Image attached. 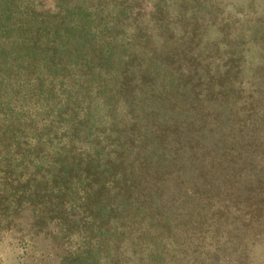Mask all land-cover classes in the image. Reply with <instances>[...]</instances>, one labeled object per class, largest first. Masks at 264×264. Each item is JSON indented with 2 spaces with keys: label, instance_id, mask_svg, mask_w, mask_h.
<instances>
[{
  "label": "trees",
  "instance_id": "obj_1",
  "mask_svg": "<svg viewBox=\"0 0 264 264\" xmlns=\"http://www.w3.org/2000/svg\"><path fill=\"white\" fill-rule=\"evenodd\" d=\"M10 40L34 105L0 100V222L29 210L27 232L67 240L61 264H247L241 222L264 216L254 0H0V59Z\"/></svg>",
  "mask_w": 264,
  "mask_h": 264
},
{
  "label": "rangeland",
  "instance_id": "obj_2",
  "mask_svg": "<svg viewBox=\"0 0 264 264\" xmlns=\"http://www.w3.org/2000/svg\"><path fill=\"white\" fill-rule=\"evenodd\" d=\"M248 1L226 0V2L233 4H246ZM254 8L257 12H264V0H254ZM19 43L21 42L10 40V43L6 47L5 57L0 59V100L8 101L15 107L24 106L27 103L29 108L34 105V102L29 98L30 93H28L31 87L30 85L32 84V70L29 69L31 71L28 72L26 68V63H29L31 60L20 49L21 46ZM253 56V49H250L247 57L248 60ZM36 64L35 62L34 65L36 66ZM33 71L40 72V67L33 68ZM102 98L105 101H102ZM94 102H97L98 105L96 107L97 113H108L106 111L107 107L104 110V102H107V100L103 95L96 97V101L94 100ZM38 114L40 112L35 111L33 117L37 121V125L40 126V115ZM107 118L103 120H108ZM39 163L43 166L47 165L48 160L45 153L40 156ZM30 215V211L25 210L18 219L8 217L6 221L12 223L6 224L3 221L0 222V264H61L63 250L66 247L65 243L67 240H62L60 238L61 234H56V238L51 239L50 236L43 233L34 235L27 232L26 229L28 222H30ZM241 223L246 224V226L242 227V230L251 239L247 254V264H264V216L258 218L257 223L247 221L246 219L242 220ZM13 224H17L20 230L17 231V228L13 227ZM49 230L55 232V229L52 227H49ZM249 238L248 240H250ZM221 264L238 263L236 262V256H229Z\"/></svg>",
  "mask_w": 264,
  "mask_h": 264
}]
</instances>
